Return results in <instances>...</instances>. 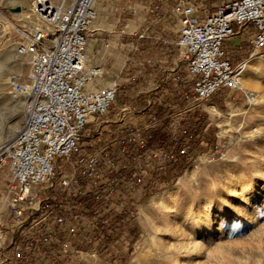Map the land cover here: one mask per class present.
Listing matches in <instances>:
<instances>
[{"label":"built area","instance_id":"1","mask_svg":"<svg viewBox=\"0 0 264 264\" xmlns=\"http://www.w3.org/2000/svg\"><path fill=\"white\" fill-rule=\"evenodd\" d=\"M95 1L29 0L28 20L15 28V52L29 73L26 82L9 79L25 122L0 145V168L9 175L0 206L7 211L0 214V264H68L75 255L110 251L141 197L191 162L202 138L194 133L202 104L238 88L244 61L234 64L224 47L234 25L253 28L248 58L264 57V0H222L202 14L192 0H172L169 12L156 0L153 24L134 35L133 48L175 15L177 38L157 41L175 47L182 64L147 102L161 109V118L151 110L138 124L142 111L112 109L115 82L86 88L100 74L98 66L85 68ZM101 45L108 48V39Z\"/></svg>","mask_w":264,"mask_h":264},{"label":"rangeland","instance_id":"2","mask_svg":"<svg viewBox=\"0 0 264 264\" xmlns=\"http://www.w3.org/2000/svg\"><path fill=\"white\" fill-rule=\"evenodd\" d=\"M16 4L20 8L13 10ZM18 10L20 16L14 14ZM28 12L29 0H0L1 145L25 122L21 101L10 96L9 79L21 63L18 77L27 81L29 67L15 54V28L27 21ZM243 61L249 62L238 88L217 93L196 115L200 124L194 133L202 138L189 165L141 197L110 251L94 261L75 255L68 264H264V57ZM199 156L207 160L201 164ZM250 187L255 192L247 195ZM206 221L209 227L201 233Z\"/></svg>","mask_w":264,"mask_h":264},{"label":"crops","instance_id":"3","mask_svg":"<svg viewBox=\"0 0 264 264\" xmlns=\"http://www.w3.org/2000/svg\"><path fill=\"white\" fill-rule=\"evenodd\" d=\"M162 1V11L169 12L172 0ZM192 1L200 8L198 14H202L222 0L212 5L204 0ZM155 2L156 0H96V18L85 49V68L100 67V74L87 83L86 88H101L115 82L118 85V95L112 109L118 112L120 108L129 106L135 112L142 111L144 115L139 113L135 117L138 124L146 122L143 117L151 110H156L157 117L161 118V109L155 105L150 106L147 102L153 99V92L157 87L169 85L171 75L182 64L175 47L171 48L168 44L157 41L165 39L174 42L177 38L179 22L175 15H171L163 24L154 25V30L160 31H153L148 38L138 41V51L133 48L131 39L134 35L146 23L153 24L151 7ZM131 9L136 11L135 15L131 14ZM234 30L236 34L224 47L232 52V62L237 64L248 57V37L253 33V28L234 25ZM102 39H108V48L101 45ZM155 51L156 55L153 54ZM147 58H151V64L146 63ZM179 103L182 104V99ZM155 138H161L160 130L155 133ZM0 177L2 195L9 181L7 169H0ZM0 214L5 216L7 211L0 207Z\"/></svg>","mask_w":264,"mask_h":264},{"label":"bare ground","instance_id":"4","mask_svg":"<svg viewBox=\"0 0 264 264\" xmlns=\"http://www.w3.org/2000/svg\"><path fill=\"white\" fill-rule=\"evenodd\" d=\"M18 8H20V6H19V4H16L15 6H14V8H13V10L14 9H18ZM14 14L16 15V16H20L21 14H22V11L21 10H18V11H16V12H14ZM24 19H27L28 20V18H24ZM4 28V27H3ZM4 29H6V27L4 28ZM3 29V30H4ZM2 30V31H3ZM15 54H16V52H15ZM17 55V54H16ZM18 56V55H17ZM19 57V56H18ZM8 58V57H7ZM21 58V57H20ZM22 59V58H21ZM247 62V61H246ZM244 62V64L242 65V67H241V69H240V72H239V76H238V78H240V74L243 72V70H244V67H245V65L249 62ZM4 65H6L7 67H9L10 66V68H12L13 66H11L10 65V63L9 62H4ZM4 66H3V64H2V68H3ZM27 71H28V69H27ZM23 73V66H22V64L21 63H19L17 66H16V68H14V74H17V76H19V75H21ZM245 76L246 75H243L242 74V78L245 80ZM8 80V79H7ZM240 81V80H239ZM249 99V98H248ZM19 102V101H18ZM24 117H25V115H24ZM17 122V121H16ZM24 125V124H23ZM23 127V126H22ZM22 129V128H21ZM18 134V133H17ZM17 134L14 136V137H12L11 139H9V140H7L6 142H11L12 140H14L15 139V137L17 136ZM1 145V144H0ZM207 160V158L206 157H204V156H199V157H197L196 158V160L199 162V163H201V164H203V161L204 160ZM248 193H247V195H251V194H253L254 192H255V190H254V188H248V191H247ZM222 220V217L221 216H219V217H217L216 218V226H220V223L222 222L221 221ZM209 227V224L207 223V221L203 224V228H202V231H201V233H203L207 228ZM82 259H87V260H96V257L94 256V255H92L91 253H86V254H83L82 255V257H81V259L80 260H82Z\"/></svg>","mask_w":264,"mask_h":264},{"label":"water","instance_id":"5","mask_svg":"<svg viewBox=\"0 0 264 264\" xmlns=\"http://www.w3.org/2000/svg\"><path fill=\"white\" fill-rule=\"evenodd\" d=\"M17 10V9H16Z\"/></svg>","mask_w":264,"mask_h":264}]
</instances>
